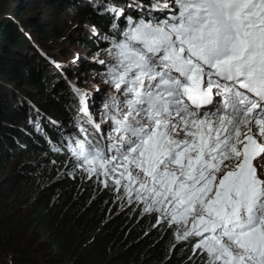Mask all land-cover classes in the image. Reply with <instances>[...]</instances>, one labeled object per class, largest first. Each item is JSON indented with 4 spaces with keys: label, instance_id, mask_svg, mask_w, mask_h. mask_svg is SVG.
Here are the masks:
<instances>
[{
    "label": "snow or ice",
    "instance_id": "6c2138e0",
    "mask_svg": "<svg viewBox=\"0 0 264 264\" xmlns=\"http://www.w3.org/2000/svg\"><path fill=\"white\" fill-rule=\"evenodd\" d=\"M135 8L105 6L94 59L112 91L97 122L74 89L77 132L54 148L66 174L155 214L204 264H264V0Z\"/></svg>",
    "mask_w": 264,
    "mask_h": 264
},
{
    "label": "trees",
    "instance_id": "16d2710c",
    "mask_svg": "<svg viewBox=\"0 0 264 264\" xmlns=\"http://www.w3.org/2000/svg\"><path fill=\"white\" fill-rule=\"evenodd\" d=\"M11 1L0 8V82L27 81L39 91L33 106L44 94L50 102L43 111L58 123L74 121L79 103L59 82L49 90L56 72L41 57L18 50L23 39L20 25L40 32L44 41L61 35L63 29L47 24L42 12L31 19L24 16L36 9L35 4L61 10L70 5L100 32L101 37L92 31L81 39L95 55L109 47L105 37L113 31L114 18L105 10V2L123 7L127 15H134L136 5L130 0H102L101 6L92 0ZM138 2L149 7L152 0ZM96 65V60L90 62L89 69L96 70ZM30 115L2 92L0 83V264H26L32 253L45 264H204V257L193 254V242L177 244L175 229L158 225L155 214H142L135 204L120 202L95 181L67 175L68 156L54 150L64 134L42 120L37 129ZM22 124L24 128L19 127ZM33 156L36 159H30Z\"/></svg>",
    "mask_w": 264,
    "mask_h": 264
},
{
    "label": "rangeland",
    "instance_id": "374dc122",
    "mask_svg": "<svg viewBox=\"0 0 264 264\" xmlns=\"http://www.w3.org/2000/svg\"><path fill=\"white\" fill-rule=\"evenodd\" d=\"M9 1L3 2L0 0V8H2L3 5L7 8L11 3L16 6V1H11V3ZM92 1L94 2L95 6H101V2H103L102 0ZM131 2L133 4L136 3V5H141V3L138 1L131 0ZM162 2L163 0H161V3ZM105 4L108 5L109 3L105 2ZM34 6H36V9L27 16H24L25 20L31 19L35 15H38L37 13L42 12V19L47 21V24L51 22L50 26L52 25L56 26L57 28L59 27L63 29V32L61 35L54 36L51 39L44 41L40 32L20 25V34L23 39L18 50L25 56H36V59L41 57L46 62V64L49 65L51 71L56 72L53 75L54 79L56 80H53V82L49 85L50 91L53 87H55V84L59 82L63 91L67 94H70L71 97L78 103L79 97L76 95L74 89H79L81 92L87 93L88 102L92 106L91 111L93 112L96 121L99 122V114L103 108L104 99L112 90L107 84L104 83L105 72L102 70L107 69L106 66H102L97 62L96 59H94H107L104 49L97 51L96 54L93 55L94 53L91 51V49L86 45H83L81 42L82 37L86 33L91 32V34H93L92 23L89 22L87 18L74 13L73 9L71 10L70 5L65 7L63 10L52 9V7H49L44 3L35 4L32 8H35ZM2 11L3 9H0V14H3ZM135 11L136 8L134 9V12ZM53 34L54 33H52V35ZM94 34L97 37H101L100 32L97 30L94 32ZM95 60L97 63L96 70H90V62H95ZM69 72H74L76 75L75 78L72 79V77L68 75ZM0 83L2 86V92L5 93L8 98L14 101L18 106L26 108L31 112V115L27 117L29 120L34 122L32 124H37L34 119L40 118L48 122L50 125L55 126L65 135L69 132H77L75 124L78 118V110L76 111L75 116L70 114L73 118H75L74 121L72 119H64L58 123L53 120V118H51L50 114L42 110V108H44V106L50 102L48 101V98H45L44 94H40V104L33 106L32 100L35 101V97L39 96V91L28 85L27 81H17L16 84ZM15 92L17 94H15ZM66 122L68 125L64 126ZM63 126L66 128L65 130L62 128ZM19 127L24 128V125H19ZM85 127H87V125H85ZM35 156L38 157L37 155ZM35 156L30 159H36ZM28 258L29 261H27L26 264H45L43 259H41V257L36 253L30 254V257Z\"/></svg>",
    "mask_w": 264,
    "mask_h": 264
}]
</instances>
